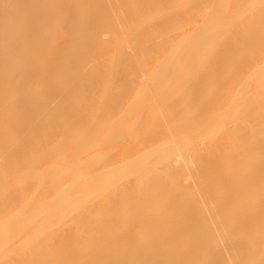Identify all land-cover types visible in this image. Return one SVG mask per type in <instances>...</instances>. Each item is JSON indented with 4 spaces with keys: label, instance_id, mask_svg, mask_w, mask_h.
I'll list each match as a JSON object with an SVG mask.
<instances>
[{
    "label": "bare ground",
    "instance_id": "bare-ground-1",
    "mask_svg": "<svg viewBox=\"0 0 264 264\" xmlns=\"http://www.w3.org/2000/svg\"><path fill=\"white\" fill-rule=\"evenodd\" d=\"M141 1L0 0V18L14 19L11 27H0V51L16 52L5 47L20 44L18 49L40 29L77 32L88 39L82 54L70 52L67 64L56 63L60 69L53 62L58 55L49 58L68 46L67 34L46 49L52 69L44 62L42 72L68 71L72 80L64 91L47 90L42 107L24 93L7 95L16 54L7 63L12 71L5 58L0 62V70L13 73L0 71V264H202L200 258L208 252L210 260L214 253L224 261L234 244L247 246V241L250 248L238 252L236 264H264V255L254 256L256 247L264 253V197L254 193L247 202L236 198V189L264 177V163L248 170L253 154L264 155V4L211 0L205 5L197 0L171 6L172 12L151 28L146 17L152 6ZM86 11L94 14L87 22L81 18ZM195 12H203L204 18L185 27L182 20ZM232 18L242 24L234 28ZM165 23L174 28L162 34ZM23 24L31 27L26 28L29 34L20 30ZM143 35L145 41L139 38ZM225 37L230 44H223ZM32 38L34 47L41 43L39 54L47 46L41 42L45 37L37 38L39 43ZM246 40L255 44L252 56L245 53L247 46H240ZM95 49L102 53L98 59L76 62ZM29 51L22 53L23 59L17 54L26 65L24 74L34 78L40 71L41 76L43 65L28 63H34ZM236 52L242 56L236 54L233 67L226 68ZM245 66L250 69L242 74ZM55 105L62 108L57 111ZM235 116L238 123L226 126ZM246 134L251 143L247 137L244 146H233L234 139ZM223 168L225 177L218 172ZM169 182L173 193L165 189ZM198 183L205 194L187 198V186ZM148 187L147 196L136 195ZM223 190L226 199L217 201L215 193ZM159 201H165L164 213L135 214ZM198 213L205 216L198 220ZM259 223L263 226L257 227ZM174 226L173 233L166 231ZM260 226L259 240L251 234ZM194 227H200L203 239L184 242ZM148 230L152 239L141 241ZM242 230L251 236L238 235L243 243L235 237ZM226 233L232 242L219 241ZM181 239L189 247L183 253L178 249ZM251 246L255 253L249 255Z\"/></svg>",
    "mask_w": 264,
    "mask_h": 264
},
{
    "label": "rangeland",
    "instance_id": "rangeland-1",
    "mask_svg": "<svg viewBox=\"0 0 264 264\" xmlns=\"http://www.w3.org/2000/svg\"><path fill=\"white\" fill-rule=\"evenodd\" d=\"M95 1V0H94ZM98 0H96V2H94V3H96V4H98V2H97ZM162 1L163 0H142L141 2H144V3H147L151 8H152V10H151V12H149L148 13V16L146 17L147 18V20H149V23L151 24V26H150V24H148L151 28H152V23L153 24H157L155 21L156 20H163L164 18H165V16H168L172 11H170L169 10V8L171 9V10H173L172 8H171V6L172 7H178V6H183V5H187V4H191V3H195V2H198L197 0H170L169 2H167V3H165V4H163L162 3ZM229 1V0H228ZM158 2V3H157ZM211 2V0H205V1H203V3L205 4V5H207V3H210ZM236 2V1H235ZM257 2L259 3V4H264V0H257ZM152 3L154 4V5H152ZM162 3V5L161 6H159L160 4ZM163 6L166 8H163ZM169 6V7H168ZM156 7V8H155ZM162 7V8H161ZM25 9H26V7H25ZM25 9L23 10V11H25ZM198 10V9H197ZM23 11H21L22 12V14H23ZM53 11H51V12H48V13H52ZM249 13V11L246 13V14H248ZM82 14H83V12H82ZM24 15V14H23ZM57 15L58 14H56V17H57ZM8 15H6L5 17H3L2 19H5L4 21L1 19L0 20V27L1 28H4V30H5V27L6 28H8L9 26L11 27V25H14V19L13 20H11L12 18H10V17H7ZM50 16V15H49ZM53 16H55V14L53 15ZM52 16V18H51V20L54 18ZM80 16V15H79ZM94 16V14L93 13H91V12H85L84 14H83V16H81V18L83 19V20H85L86 22L87 21H89L90 19H91V17H93ZM25 17H26V15H25ZM7 18H9V19H7ZM22 18V17H21ZM28 18V17H27ZM26 18V19H27ZM134 18H136V17H134ZM139 18V17H138ZM185 18V17H184ZM204 18V13L203 12H195V13H192L190 16H187L185 19H183L182 21H183V25L185 26V27H187V25L188 26H191V25H193V24H195V23H198L200 20H202ZM7 19V20H6ZM23 22L22 23H24V21H25V19L23 20V19H21ZM3 21V22H2ZM11 21H13V24H12V22ZM29 21V20H28ZM28 21H26V23L28 22ZM53 21H56V19H53ZM10 23V25H9V23ZM233 22V23H232ZM52 23V22H51ZM57 23V22H56ZM55 22L54 23H52V24H56ZM230 25L231 26H233L234 28H238L241 24H242V22L240 21V22H235L234 21V18H232V19H230ZM28 24V23H27ZM27 24H23L22 25V27L20 28V30L23 28V31L27 28L29 31H30V29H31V27L29 26V28L27 27L28 25ZM69 25V24H68ZM159 24H157V26H158ZM56 26V25H55ZM154 26H156V25H154ZM153 26V27H154ZM163 26V25H162ZM105 27V26H104ZM42 28V27H41ZM102 28V27H101ZM160 28H162V34L164 33V34H167V32H169V30H171L172 28H174V26H172V24L170 25V24H167V23H165L164 24V26L163 27H161L160 26ZM26 29V30H27ZM24 31V33L25 32H28V30L27 31ZM43 30V29H42ZM44 30H45V28H44ZM47 30V29H46ZM42 31V33H41V29L40 30H38L37 32H35L34 34L36 35V36H38L37 38L38 39H42V37H45V39L44 40H38L37 38H35L34 37V35L32 34V36L34 37V38H32V36L29 34V32H28V34H29V38L27 37V38H25L24 39V41H22V43H21V40H20V43H21V47H19L18 49H20V50H18L17 49V46L19 45L20 46V44H16V45H9V43L7 44V46L8 47H5V48H8L9 49V46H11L12 48H16V52H14L13 53V51H6L5 49H4V51L3 50H1L0 51V53H1V55H0V62H2L3 60H2V58H5V61H7V62H5L4 61V64L6 65L7 63H9L10 62V60L12 59V56H10V55H14V54H16V56H17V54L20 56V57H22V53H26V52H28L29 51V48L32 46L33 48H38V47H40V45H41V43H40V45L39 46H37L36 44H35V46L36 47H34V43H31L32 41H30L31 40V38L32 39H37L36 40V42H43V45H47V46H41L42 48H41V52L39 51V54H38V49H33V50H35V52L34 51H32V49L30 50V51H32V55L34 56V57H31L30 58V60L32 61L33 60V62L34 63H32V62H29L28 61V63H31V64H34V65H37V64H39V66L41 67V65H43L42 63H44V62H46V59H47V57H48V53L46 52V49L47 50H50V48H48L49 46L50 47H52V44H53V46L55 45V42H56V40L57 39H60V38H62V37H64L67 33L66 32H64V31H61V30H56L55 29V32L52 34V31H50V32H48L49 30H47V31ZM53 31H54V29H52ZM103 30H105L106 32L108 31L109 32V29L108 28H104ZM40 31V32H39ZM46 32H48V34L46 33ZM39 35H38V34ZM73 32H68V34L65 36V37H68V39L66 38L65 40H66V42H67V40H69L67 43H65L66 45H68V46H65V47H68V48H65V47H63L64 48V51L65 50H67V49H69V50H67V51H65V53H63L64 51L62 50H60V48H58V50L59 51H56V53L53 55V56H50V58L49 59H53L54 58V56H56V55H58V56H56L53 60V62L56 64V63H58L59 64V62H60V64L59 65H61L60 67H62L64 64H67L66 62H68V58H66V56H69L68 54L71 52H73L72 53V55H74V54H78V52H79V54H82L81 52H84L85 50H83V49H85V47L87 46V42H88V39L86 38V34H85V38H83L84 37V34L82 35V36H80V33L79 34H77V32L75 33H73ZM45 34H47L46 36H45ZM51 34H52V36H51ZM72 35L71 37H69L70 35ZM75 34V35H74ZM76 36V35H79L80 37H74V36ZM30 36H31V38H30ZM148 36V35H147ZM47 37V38H46ZM73 38V39H72ZM140 38V40L142 41H145L146 40V35H143V36H141V37H139ZM139 38H138V40H139ZM63 39V38H62ZM86 39H87V42H86ZM145 39V40H144ZM48 40H50V41H48ZM64 40V39H63ZM231 42V39H230V37H225V39L223 40V44H230V42ZM29 42V43H28ZM34 42V41H33ZM229 42V43H228ZM244 42V41H243ZM245 42H247L249 45H245L244 43ZM244 43H242L240 46H242V45H244V47H246V49L244 48V47H242V49H241V47H240V50H242L243 52H245V50H246V52L245 53H247V56H252L253 54H251V52L255 49V44H254V42H253V40L252 41H250L249 42V40L247 41H245ZM25 43L27 44V45H25ZM33 44V45H31V44ZM45 43V44H44ZM28 44H30V46H28ZM4 45V44H3ZM2 45V46H3ZM64 45V44H63ZM86 45V46H85ZM253 45V46H252ZM1 46V47H2ZM70 46V47H69ZM3 47V48H4ZM25 47H26V50H25ZM22 48H23V50H22ZM1 49V48H0ZM43 49V50H42ZM70 49L72 50V51H70ZM12 50V49H11ZM25 50V51H24ZM3 51V52H2ZM5 51H6V54H5ZM18 51H20V52H18ZM22 51V52H21ZM30 51H29V53H30ZM74 51H75V53H74ZM81 51V52H80ZM215 51H217V50H215ZM241 51V52H242ZM58 52L60 53V54H58ZM68 52V53H67ZM100 50H96L95 49V52H89L90 53V55H89V53L88 52H85V54L84 55H86L85 57H80L79 56V58L81 59V60H79V59H77L76 58V62L77 63H79L78 61H80L81 63L84 61V60H86V61H92V60H95L96 58L98 59L99 58V56L101 55L102 56V53L100 54ZM240 52V51H239ZM9 53H13V54H9ZM19 53H21V54H19ZM34 53V54H33ZM37 53V54H36ZM245 53H243V54H245ZM3 54H5V57L3 56ZM35 54H36V56H35ZM51 54H53V53H51ZM78 54V55H79ZM93 54H94V56H93ZM236 54H239V56L237 57V58H239V57H241L242 56V54H240V53H233V58H231L232 60H233V62H231V60H227L226 61V63H225V65H226V68H229V69H231L232 67H233V63H234V60H236V57H235V55ZM249 54V55H248ZM50 55V54H49ZM246 55V54H245ZM7 56H10L9 58L7 57ZM16 56H13V59L15 60V62L16 63H12L11 64V62H10V64L11 65H14L13 67H14V69H13V71L15 70V72H16V74L15 75H13V73L12 74H9V72L8 71H6V70H8L9 69V71L12 69V66L10 65V64H7L6 66L3 64V66H5V67H7L8 69H6V68H1V70L2 69H6V70H4V72H3V70L1 71V72H3V73H5V71H6V74L8 75H13V78L11 77H9L10 78V80H8L7 81V83H6V86H7V89H6V92L8 91V93H7V95H10V96H16V95H18V92H21V93H24L25 95V97L26 98H29L30 100H39L38 101V103L36 104L38 107H42V106H44L45 105V95L46 94H48V93H51V92H49V91H54V92H56V90H58L57 92H59V91H64L65 89H66V87H69L70 86V84H71V80H72V77L70 78V75H71V73L69 74L68 73V71H67V73H66V71H64V73H58L57 72V74L55 75V74H53L52 72H55V71H49L47 68H49V67H51V66H49L48 64H47V62L45 63V64H47L46 66H48L46 69L47 70H43V72H42V68L43 67H45L44 65L41 67V73H43V74H41V76H40V71H39V73H37L38 74V76L36 75V76H34V78H28L27 77V75L26 74H24V72H25V66L26 65H24L23 64V62H24V60H22L23 59V57H22V59L20 58V57H16ZM237 56V55H236ZM53 57V58H52ZM34 58V59H33ZM12 59V60H13ZM21 59V60H20ZM67 59V61L65 62L64 60H66ZM249 59V58H248ZM9 60V61H8ZM14 60H13V62H14ZM48 60V59H47ZM60 60V61H59ZM78 60V61H77ZM83 60V61H82ZM62 61H64V62H62ZM18 63V64H17ZM28 63H26V64H28ZM64 63V64H63ZM81 63L80 64H78V65H81ZM21 64V65H20ZM22 64L24 65V66H22ZM58 64H56L57 66H58ZM75 64V63H74ZM83 64V63H82ZM197 64V63H196ZM196 64L194 65V66H196ZM55 65V66H56ZM76 65V67H78V65L77 64H75ZM9 66H10V68H9ZM28 66H29V64H28ZM54 66V67H55ZM16 67V68H15ZM24 67V68H23ZM246 67H247V69H246ZM56 68V67H55ZM54 68V69H55ZM58 69H60L59 68V66L57 67ZM56 68V69H57ZM79 69L78 70H80V68L82 69V67H78ZM248 66H245V67H243L242 69H241V73L243 74V73H246L247 72V70H248ZM43 69H45V68H43ZM50 70L52 69V68H49ZM57 69V70H58ZM84 69V68H83ZM82 69V70H83ZM250 69V68H249ZM12 71V70H11ZM45 71H49V72H51V73H46ZM8 72V73H7ZM214 72L216 73V74H220V72L217 70V71H215L214 70ZM45 73V74H44ZM6 74H5V76H6ZM1 75V77H3V75L2 74H0ZM8 75V76H9ZM35 75V74H34ZM43 75V76H42ZM51 75V76H50ZM8 76H6V77H8ZM14 76H16V77H14ZM39 76H40V78H39ZM55 76V77H54ZM0 77V78H1ZM33 77V76H32ZM58 77V78H57ZM26 78H28V79H26ZM74 78V77H73ZM8 79V78H7ZM14 79H16V81H14ZM34 79V80H33ZM61 79V80H60ZM55 80V81H54ZM31 81V82H30ZM36 81V82H35ZM52 82V84H51V82ZM18 82V83H17ZM44 82V83H43ZM20 83V84H19ZM41 83V84H40ZM34 84V85H33ZM37 84V85H36ZM44 84V85H43ZM52 86H51V85ZM46 85H48L49 86V88H48V86H46ZM103 85H105V84H103ZM42 86V87H41ZM37 87V88H36ZM51 87V88H50ZM25 89V90H24ZM47 90H48V93H47ZM15 91V92H14ZM16 92H17V94H16ZM14 93V94H13ZM29 93V94H28ZM43 97V98H42ZM41 101V102H40ZM264 102V99H263V101H262V103L261 104H264L263 103ZM40 104V105H39ZM54 106V105H53ZM55 107H56V109L55 110H60L61 108H62V106H61V108L59 109V107H58V105H55ZM54 107V108H55ZM58 107V108H57ZM57 110V111H58ZM6 114V113H5ZM237 114H238V112H237ZM237 116V115H236ZM231 117V118H229L228 119V124L226 125V126H234V125H236L237 123H238V121H239V118H237V117ZM67 121H69L68 119H67ZM70 121H71V119H70ZM253 124H258V122L256 121V122H253ZM257 127L259 128V127H261V125L259 124V125H257L256 127H254L255 128V130L257 131ZM261 129V128H260ZM259 129V130H260ZM249 133V132H248ZM247 133V134H248ZM247 134L245 135V137L243 136V138L241 139V141H240V139L238 140V141H236L237 139H234L233 140V142H237V143H235V144H233V142H231L232 144H233V146L235 145V146H237V147H239L238 145H240V146H244L246 143H248L249 141H251V139H250V136H247ZM250 134V133H249ZM248 134V135H249ZM249 138V140H247L246 141V139H248ZM244 139V141H242ZM254 140V139H253ZM252 142V141H251ZM251 142H249V143H251ZM245 143V144H244ZM232 144H230V145H232ZM238 144V145H237ZM243 144V145H242ZM53 146V147H52ZM51 146V148L49 149L50 150V152H53V149L55 148V145H52ZM231 147V146H230ZM53 148V149H52ZM232 148V147H231ZM233 148H236V147H233ZM233 148H232V150H233ZM8 150V149H7ZM232 150H230V152L232 151ZM233 153V152H232ZM231 153V154H232ZM262 153H263V151H262ZM229 156H230V154H229ZM262 163H264V155L263 156H261L260 157V155L258 154V153H255V154H253L252 155V157L250 158V162H249V164H250V166L248 167L249 169L248 170H252V169H256V168H258ZM219 172V174H220V176H222V177H225V174H226V169H224L223 168V170H220V171H218ZM29 176V175H28ZM261 180V181H260ZM257 184H256V183ZM255 182H252L253 184H251L250 186H246V188H245V185H244V187L242 188V189H240V190H238V189H236V198H237V200L239 199V201L240 202H247V201H250L251 200V198H253L252 200H254V193L259 197V198H261V197H264V177L263 178H260L259 180L257 179V180H255ZM258 183H260V184H258ZM173 186H172V185ZM199 184V183H198ZM168 185V186H167ZM194 187H193V186ZM191 185V188H189L188 189V187L190 186V185H188L187 186V189H185V191H184V195L187 197V198H192V197H198L200 194H205V193H203L202 192V187H201V185L199 184V185H195V184H192ZM243 185V184H242ZM258 185V186H257ZM197 186V187H196ZM198 186H200V187H198ZM254 186V187H253ZM170 187H172V188H174V183L173 182H169V184L167 183L166 185H165V189L168 191L169 190V192L168 193H173L170 189H172V188H170ZM248 187V188H247ZM259 189H258V188ZM147 188V187H146ZM146 188H142V189H140V190H138L137 192H136V195H137V193L138 194H142L141 196H147V194H149L151 191V188H150V190H149V187H148V190L146 189ZM195 188V189H194ZM252 188V189H251ZM255 188H256V190H255ZM173 190V189H172ZM257 191L258 193H256L255 191ZM150 191V192H149ZM174 191V190H173ZM248 191V192H247ZM188 192V193H187ZM198 192V193H197ZM223 192V194H224V190L223 191H218V192H216L215 194V198H216V200L217 201H223V200H225L226 199V196H227V193H225L224 195H222L221 193ZM188 195V196H187ZM255 195V196H256ZM261 195V196H260ZM220 197V198H219ZM223 199V200H222ZM185 201V200H184ZM175 202V201H174ZM165 201H159V202H156V204L154 205V206H151V207H147L146 209H144V210H139V211H136V213L135 214H140V215H147V216H151V215H157V214H162V213H164V211H165V209H166V206H165ZM176 203V202H175ZM164 207V208H163ZM143 211V212H142ZM162 212V213H161ZM205 215H204V213H198L197 214V218L196 219H198V220H201L203 217H204ZM179 221H180V219H179ZM213 224V225H212ZM262 223H259V224H257V227H258V225H261ZM208 225L209 226H215L216 224H214V223H208ZM262 226H263V224H262ZM256 227V229L254 230V232H253V234H251L252 233V231H251V233H249V234H251L252 236H256L257 237V239H259L260 237H261V233H263L264 232V230H263V227L261 228V226L259 227V228H257ZM175 229H176V226H174V227H171V228H169V229H167L166 231L167 232H169V233H173L174 231H175ZM247 229H249V228H247ZM251 230L252 229H254V228H250ZM249 229V230H250ZM248 230V231H249ZM262 230H263V232H262ZM150 230H148V231H146L141 237H142V239H141V241L143 240L144 242H147L148 240H151L152 239V232L150 231ZM191 232L192 233H194V234H191ZM200 232H201V235H200ZM250 232V231H249ZM197 233V234H196ZM246 232H245V230H242L241 232H239L235 237H237L238 235L239 236H244V234H245ZM189 235H187V236H185L184 237V239H185V241L184 242H186L187 240L188 241H192V242H196V241H199V240H201V239H203V234H202V231H201V229H200V227H194L193 229H191L190 231H189V233H188ZM191 234V235H190ZM199 234V235H198ZM227 234V233H226ZM224 235V236H221V238H219V241L221 240L222 241V243L223 242H225V241H229L230 239H231V234H229V236H228V234L227 235ZM259 234V235H258ZM149 235V236H148ZM245 235H247V233L245 234ZM258 235V236H257ZM150 236H152L151 238H150ZM234 236V235H233ZM232 236V237H233ZM250 235H247V237H249ZM254 236V237H255ZM262 236L264 237V234H262ZM145 237V238H144ZM197 237H199L198 238V240H197ZM202 237V238H201ZM246 236L244 237L245 238V240H246V238H247ZM251 237V236H250ZM218 238H217V242H218V244H221L222 245V243H220L219 241H218ZM262 238V237H261ZM237 239H238V237H237ZM233 240H234V238H233ZM239 241H242V240H240V237H239V239H238ZM254 240H256V239H254ZM260 240V239H259ZM182 241V239L179 241L180 242V244H179V242H178V249H180V250H182V253L183 252H185L186 250L188 251V249H189V247H187V246H185L184 247V242H181ZM258 241V240H257ZM230 242H232V239H231V241ZM236 242V241H235ZM248 242V241H247ZM245 243V245L247 244V246H243L244 244H234L232 247H231V250H230V253H229V255H228V257L227 258H225L224 259V261H222V259H216L215 257H217V254H215L214 255V253H210V254H212L213 255V261L212 260H210V256L209 255H207V254H209V252L206 254V257L207 258H204V257H201L200 259L202 260V264H208L209 262H210V264H236V263H238V261H239V259L240 258H238L237 257V254H238V252L239 251H241V250H244L243 248L244 247H246V249L245 250H249V245H248V243ZM138 243H139V241H137V242H135V245L134 246H137L138 245ZM228 243V242H227ZM241 243H243V241L241 242ZM226 244V243H225ZM140 245V244H139ZM185 245H186V243H185ZM238 245V246H237ZM138 247V246H137ZM234 247V248H233ZM239 247V248H238ZM254 247L253 246H251V250H250V252H247V253H249V255H252V254H254L255 252V249H253ZM257 248L258 247H256V254L258 253V252H261L262 250L259 248V250H257ZM262 253V254H261ZM260 254H254V256H258V257H260V256H263L264 255V253L263 252H261ZM209 258V260H205V259H208ZM237 258V259H236ZM215 259V260H214ZM230 259H231V261H230ZM141 261V260H140ZM140 261H138V262H140ZM189 260H185V263H184V261H183V264H187V263H189V264H191V261H189ZM203 261H205V262H203ZM207 261V262H206ZM212 261V262H211ZM214 261H216V262H214ZM143 262V261H142ZM141 262V263H142ZM187 262V263H186ZM144 263V262H143ZM142 263V264H143ZM182 263V262H181ZM194 263V262H193ZM201 263V262H200ZM199 263V264H200ZM134 264H137L136 262L134 263ZM140 264V263H139ZM178 264H180V263H178Z\"/></svg>",
    "mask_w": 264,
    "mask_h": 264
}]
</instances>
